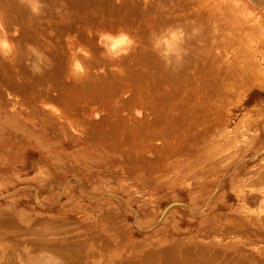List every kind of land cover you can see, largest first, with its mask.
I'll return each mask as SVG.
<instances>
[{
    "label": "rangeland",
    "instance_id": "1",
    "mask_svg": "<svg viewBox=\"0 0 264 264\" xmlns=\"http://www.w3.org/2000/svg\"><path fill=\"white\" fill-rule=\"evenodd\" d=\"M29 1L0 0V39L6 38L12 45L10 50L0 48V264H136L138 255L159 249L161 244L163 247L174 240L210 239L200 233L213 231L221 223H233L238 213L264 217V79L260 77L264 65L259 67L264 55L261 57L259 49L253 47L257 39L264 41L263 25L257 24L259 27L253 28L257 32L250 33L248 39L243 37V42L217 35L223 40L217 37L215 45V34L228 32L229 27L202 18L198 11L201 9L194 8L200 7L197 4L201 0H131L133 5L143 2L140 7L146 4L149 12L146 14L150 15L146 22L136 11L132 14L136 20L127 29L113 32L103 28L98 32L103 36L108 33L123 47L134 43L140 45L142 52L151 51L175 76L188 72L187 56L193 49L198 50L196 55L229 53L233 63L240 65L232 67V72L242 79L239 83L231 80L212 85L216 91L209 101L201 104L205 106L198 116L206 122L201 125L191 122L192 131L181 133L187 145L179 152L171 151L174 148L171 146L177 144L171 138L155 140L153 151L145 148L146 152L143 149L138 153L133 147L128 149L127 141L121 151L100 145L98 138L79 127L77 123L83 113L97 104L80 97L85 89L82 83L94 80L93 73L85 68L90 59L81 54L73 58L60 33L72 16L69 1ZM113 2L120 4L121 0ZM237 2L238 10L248 15L250 10H246L242 0L231 3ZM203 47L204 50H199ZM238 49H247L249 53ZM98 55L96 58L101 60L110 57L107 52ZM92 71L95 73V69ZM61 74L64 76L60 77ZM39 76L44 80L37 81L36 78L41 80ZM49 77L58 79V83H51ZM26 78L34 81L27 82ZM25 86L32 91L28 95ZM43 87L48 91L46 97L39 96ZM60 92L71 97L59 98ZM131 93L126 92L124 97ZM196 97L199 98L196 94L189 101L200 104ZM211 108H215V113ZM145 112L149 114V110ZM105 115L106 110H102L92 114V118L100 121ZM136 116L143 120L142 114ZM143 135L139 133L138 138ZM133 156L134 163L129 159ZM257 247L259 257L264 258V238Z\"/></svg>",
    "mask_w": 264,
    "mask_h": 264
},
{
    "label": "bare ground",
    "instance_id": "2",
    "mask_svg": "<svg viewBox=\"0 0 264 264\" xmlns=\"http://www.w3.org/2000/svg\"><path fill=\"white\" fill-rule=\"evenodd\" d=\"M68 1H69L70 9L72 10V13H71L72 16L69 19L70 21L67 20L68 21L67 24L63 25V29H62L63 32L60 31L61 28L58 30V32L60 31V33L62 35H64V38L66 39L67 46H68L67 49H69L68 52H70V54L72 55L73 58L77 59L79 54H81L82 56L90 59V61L87 60L88 62H87V65L85 68H86V72H91V74L93 73V77H94L93 79L94 80L93 81L91 80L92 82L86 81L87 83H85V84L82 83V86H84L85 89L81 93L80 97H83L84 99L88 100L90 104H93V103L97 104V106H91L87 111H85L83 113L84 117H82V119H80L81 120L80 123L78 122L77 124L79 125V127L82 130H84L86 132L87 135H90V136L94 135V137L98 138L99 142L101 143L100 145L103 144L107 148H109L111 146L113 148L117 147V148H120V151H121V148H122L121 146H124L126 144V141H127V144L130 145V146H128V149H129V147H133V148H135L134 150H137L138 153H140L141 151H143V149H144V152H146L147 150L145 151V148L151 149L153 151V149H155V146H154L155 140L157 141L159 139H162L163 141H169L167 139L174 138L175 140H177V144L175 146H171L169 144V146L174 147L173 150H171V151H173L174 153H177L180 151L181 147H183L184 145H187L186 142L185 143L183 142L184 140H183V136L181 133L192 131L193 126H192L191 122L198 124V125L204 124L206 122L204 119H200L198 116L200 115L199 112L202 111L203 107L205 106V105L201 106V104L209 101L210 97L212 96L211 93L216 91V89L212 85L214 83H218V81L225 84L226 81L232 80L233 82L235 81L236 83H239L242 80V79L239 80L240 77H238L239 78L238 79L237 76L232 72V67L234 65L236 66L237 64H234L233 60H231L228 57L229 53H227L226 56L222 55L221 53L214 54V53H210V52H207L206 55H202V54L196 55V52L198 51L197 49L190 50L191 54L189 56H187L188 63H186V64H188V72L180 73L178 75L176 74V76H175V74H171L170 72L167 71L164 62L161 59H158L156 57V54L153 57L152 55H154V54L151 51L149 54L146 53L148 50H145L142 52L140 45L133 43L128 48L123 47L119 44L120 43L119 40L117 42L114 38H111L110 35H107L108 33L106 35L104 34L105 36L98 34V32L103 31L104 29H109L110 31H113V32L115 30H120L124 27H126V29H127V27L131 24V22L136 20L135 15H132L133 12H136V11L140 15V18L143 20V22H146V20L149 19L150 15H147V14H149V12H148V8L145 6L146 4L144 5V7L143 6L140 7L141 4L143 3L141 1L135 2L134 5L132 4L133 2L131 3V0H121L120 4L114 3L113 0H68ZM242 1L245 3L246 10L247 9L250 10V11H248V15H246L242 11L238 10V7H237L238 2L236 4H232L231 3L232 0L230 2L228 0H201L197 4L200 7L199 8L194 7L197 10L201 9L198 11H200L199 15L202 18H205L206 20H209V21H210V19H212L211 22L214 21L216 23H220V24L224 25V28H225V26L229 27L228 32H219V33L217 32L218 34H215V36H214L215 45L217 44L216 38L218 36H220V37L224 36L223 39H225L226 36L232 37L235 39H242L243 37L248 39V37H250V33L257 30V28L254 30H253V28L259 27L258 26L259 24L264 26V0H242ZM7 2H10V1H7ZM64 3H66V2H64ZM178 3H179V1H178ZM3 5H4V3H3ZM65 6H66V4H65ZM168 8H169V6H168ZM65 9H66V7H64V10ZM8 10L10 11L9 8H8ZM193 11H195V10L193 9ZM12 12H16V11H12ZM12 12H10V13L12 14ZM196 13H197V11H196ZM12 15H14V14H12ZM7 16H8V14L5 16V18ZM30 16H31V14H30ZM172 17H174V16H172ZM6 21H8V20H6ZM53 21H52V23H53ZM133 24H134V22H133ZM148 25H149V23H148ZM154 25H156V24H154ZM20 26H21V23H20ZM59 26H60V24H59ZM36 27H38V26H36ZM40 27H42V25H40ZM164 28H165V26H164ZM44 29H46V27ZM141 29H143V28H141ZM12 30H14V29H12ZM227 30H228V28H227ZM123 31H125V30L123 29ZM140 31L141 30H139V32ZM4 32H6V31H4ZM24 32H25V30H24ZM50 32L52 33V31H50ZM133 32L134 31H132V33ZM255 32H257V31H255ZM255 32L253 35H255ZM16 33H19V32L17 31ZM42 33L43 32L41 31L40 34H42ZM124 33H126V32H124ZM141 33L143 34V32H141ZM215 33H216V31H215ZM27 34H24V35H27ZM149 34H151V33L149 32ZM167 34L170 35L171 33L168 32ZM112 35H114V34H112ZM260 35H263V34H260ZM38 36L39 35H37V37ZM29 37H30V35H29ZM140 37H141V35H140ZM142 37H143V35H142ZM171 37H172V35H171ZM220 37H218V38H220ZM255 37L258 38L257 35H255ZM262 37H264V36H262ZM44 38H46V37H44ZM245 38H244V40H245ZM19 39L20 38H18V40ZM49 39L51 40V37ZM223 39H221V40H223ZM252 39H254V38L252 37ZM148 40L150 41V39H148ZM263 40H264V38H263ZM39 41H41V40H38V42ZM249 41H251V40H249ZM256 41H255L256 46H253V47H256L257 49H259V51L261 52V55H262L261 57H263V55H264V41H262L261 38L257 39ZM192 42H193V39H191L190 43H192ZM222 42H224V41H222ZM225 42H229V41L225 40ZM242 42H243V39H242ZM83 43L87 44L88 47L84 46ZM151 43H153V42H151ZM142 44L146 45L145 43H142ZM238 44H239V42H238ZM238 44H236V45H238ZM253 44H251V45H253ZM45 45H47V44H45ZM151 45H153V44H151ZM236 45H234V47ZM147 46H150V45H147ZM166 46H167V43H166ZM247 46L245 45L244 47H247ZM142 47H144V46L142 45ZM239 47H240V45L236 48H239ZM48 48H50V47L48 46ZM150 48H152V47H150ZM150 48H149V50H150ZM154 48H156V47H154ZM215 48L213 50H215ZM241 48H242V46H241ZM46 49H47V47H46ZM204 49H205V47H203L202 49H199V50H204ZM232 49H230V50L232 51ZM217 50H218V48H217ZM220 50H222V49H220ZM230 50L228 52H230ZM239 50H241V52L246 50L247 52L245 51V53H249L248 52L249 50H247V49H245V50L238 49L237 51H239ZM130 51H131V53H130ZM152 51L154 52V50H152ZM106 52L110 55V57H108L104 60H101L100 58H96L98 53L101 56L102 53H106ZM169 52H171V51H169ZM183 52L184 51H182V53ZM224 52L226 53V51H224ZM58 53H60V52H58ZM155 53H157V52H155ZM174 53H176V52H173V54ZM186 53H188V52H186ZM253 53H255L254 50H253ZM61 54H63V53H61ZM126 54H127V56H126ZM231 54H234V52ZM234 55H236V54H234ZM244 55H242V56H244ZM256 55H258V54H256ZM100 56L98 55V57H100ZM253 56H254V54H253ZM103 57L105 58V55ZM237 57H240V55H238ZM63 58H65V57H63ZM234 58H236V56ZM244 58H246V57L244 56ZM244 58L241 60L246 61V59H244ZM58 59L61 60L62 58L60 59V57H58ZM70 59L71 58H69L68 60L70 61ZM238 59H240V58H238ZM254 59H256V58L254 57ZM1 61H2V59H1ZM65 61L66 60L63 59L62 62H65ZM252 61H254V60H250V63H254ZM255 61H257V60H255ZM184 62H186V61H184ZM65 63H63V64L65 65ZM255 64L256 63H254V65ZM254 65L253 66L251 65V67H250L251 70H252V67L254 68ZM259 65H260L259 66L260 68L262 67V65H264V57L261 58V60L259 61ZM55 66L57 67V65H55ZM62 66L63 65H61V67H60L58 65L59 68H62ZM66 66L68 67V65H66ZM114 66H117L118 68H114ZM182 66L185 67V64L184 65L182 64ZM238 66H240V65H238ZM238 66H236L235 69L238 68ZM241 66H243V65H241ZM186 67H187V65H186ZM64 68H66V67L64 66ZM121 68H122V73H121ZM242 68H244V67H241V71L243 70ZM256 68H257V66H256ZM92 69H95V73L92 71ZM245 69H247V68H245ZM257 69H259V68H257ZM52 70L53 69H51V73H52ZM47 71H49V70H47ZM258 71H260V70H258ZM58 72L60 73L62 71L59 70ZM117 72L121 73L122 76H121V74L120 75L116 74ZM235 72H237V71H235ZM254 72H256V71L254 70L253 73ZM44 73H48V72H44ZM65 73H66V70H65ZM239 73H241V72H239ZM74 74H76L75 71H74ZM241 74L243 75V73H241ZM255 74H253V76ZM88 75H89V73H88ZM244 75H246V74H244ZM250 75H252V74H250ZM263 75H264V73H263ZM263 75L260 76V77H262V79H264ZM62 76H64V75L61 74L60 77H62ZM29 77L31 78V76H29ZM60 77H58V78H60ZM250 77H252V76H250ZM33 78L31 81H29L27 78H26L27 80L26 79H24V80L32 83V81H34ZM38 78H40V76ZM44 78H46V77L44 76ZM40 79L41 80H38L36 78L37 81L44 80L43 78H40ZM53 79H55V78H53ZM90 79H91V77H90ZM51 80H52V78H50L49 81H51ZM57 80L58 79L52 80L51 83L57 84L58 83ZM53 81H57V83H55ZM46 82H47V80H46ZM113 82H115V84L111 86V84ZM255 82H256V80H255ZM258 82H260V81H258ZM23 83H25V82H23ZM21 85H23V84H21ZM33 85H36V84H33ZM33 85H31V86H33ZM63 85H65V84L63 83ZM36 86H38V85H36ZM61 86H59V87H61ZM41 87H39V88H41ZM27 88L28 87H26L24 90L26 92L28 91V93H27V95H28L31 90L30 89L26 90ZM44 88L45 87H43V90H41V92L39 93V96L47 95L48 91L45 90ZM66 88H65V90H66ZM89 89H90V92L88 91ZM220 89H221V87H220ZM229 90H231V89H229ZM56 91H57V89H56ZM61 91H63V90H61ZM128 91H131L132 93L129 97L125 98L124 94ZM34 92H36V90H34ZM63 92H66V91H63ZM227 92H229V91H227ZM196 94L199 96V98L198 97H196V98H198L200 100V102H201L200 104L196 103L197 102L196 100H195L196 102L189 101L190 99L192 100V97H194ZM232 94H235V93H232ZM49 95H50V99H52L53 97H51V93ZM59 95L60 96H57V97L62 98L64 100L71 97V96L67 97L68 94L62 93V92H60ZM229 96H230V94H229ZM35 98H37V97H35ZM59 98H57V100H59ZM78 98L79 97H76V99H78ZM218 99L220 100V98H218ZM224 99H226V98L224 97ZM54 100H56V99H54ZM221 100L223 101V99H221ZM77 101H76V103H77ZM187 101H189L190 104L187 103ZM65 102H63V104ZM67 102H68V100H67ZM79 105H81V104H78V106ZM98 106H101L102 109L98 108ZM211 106H213V105H211ZM215 107L220 108L219 106H215ZM78 108H80L82 110L81 107H78ZM80 109H79V111H81ZM102 110H106V115L104 117H102L100 121H94L92 118V114L102 112ZM147 110H149V114H147L145 112ZM214 111H215V108H211V112H214ZM137 113H140L143 115L142 121H140L137 118V116H136ZM203 113L205 114L206 112H203ZM204 132H205V130H204ZM139 133H144V135L142 136L141 139H139L140 137L138 138ZM98 139L97 140L95 139V140L98 142ZM123 143H124V145H123ZM156 144H158V143H156ZM117 148H116V150H117ZM166 151H169V149ZM118 152H119V150H118ZM121 154H122V152H121ZM131 154H133V153L131 152ZM161 154H162V152H161ZM165 154L166 153L164 152V155ZM140 155H138V156H140ZM127 156H128V154H127ZM138 158H140V157H138ZM138 158H136L137 161L139 160ZM158 158L161 159V156L159 155ZM129 159H133L132 160L133 162L130 161V164H131V162L132 163L135 162L134 156L129 158ZM141 159H142L141 162L143 164V158H141ZM162 159L163 160L167 159V157H164V158L162 157ZM153 161H155V160H153ZM150 162H151V160H149V163ZM139 164H140V161H139ZM162 164H163V162H162ZM162 164L160 163L159 166ZM136 165H138V164H136ZM153 166H155V165H153ZM154 171H155V169H154ZM243 215L241 216V214L239 215V213H238L235 216V219H233L234 220L233 223H231V224L221 223L213 231H209V230L207 231L206 230V231L200 233V235L203 236L204 238H210V239H207V240H204V239H198V240L188 239L185 241H175L174 240L172 243L165 245L163 247H162V245H164V244H161L159 249L149 250V251H146V252L138 255L137 258H135V261H136L135 263L136 264H159V263H161V264H264V258L259 257V255L257 253L259 250V247H257V246H260V240H262L264 238V235L262 234V230H263V226H264V217L260 216L261 214L257 215L258 217L257 216L253 217V214H252V216L251 215L243 216ZM255 224H258V225H255Z\"/></svg>",
    "mask_w": 264,
    "mask_h": 264
},
{
    "label": "clouds",
    "instance_id": "3",
    "mask_svg": "<svg viewBox=\"0 0 264 264\" xmlns=\"http://www.w3.org/2000/svg\"><path fill=\"white\" fill-rule=\"evenodd\" d=\"M11 47V42L8 39H0V48L10 50Z\"/></svg>",
    "mask_w": 264,
    "mask_h": 264
}]
</instances>
